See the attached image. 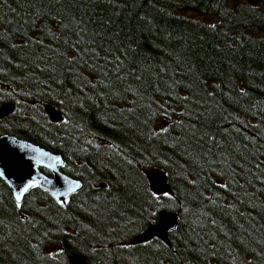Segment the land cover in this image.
Instances as JSON below:
<instances>
[{
	"label": "trees",
	"instance_id": "obj_1",
	"mask_svg": "<svg viewBox=\"0 0 264 264\" xmlns=\"http://www.w3.org/2000/svg\"><path fill=\"white\" fill-rule=\"evenodd\" d=\"M254 1L0 0V106H14L0 135L81 182L66 203L36 186L17 207L0 178V264H264ZM156 168L171 194L151 191ZM161 211L178 217L170 246L133 243Z\"/></svg>",
	"mask_w": 264,
	"mask_h": 264
},
{
	"label": "water",
	"instance_id": "obj_2",
	"mask_svg": "<svg viewBox=\"0 0 264 264\" xmlns=\"http://www.w3.org/2000/svg\"><path fill=\"white\" fill-rule=\"evenodd\" d=\"M248 2L253 5L257 4L254 0H248ZM13 109L14 106L10 103L1 105L0 120L8 116ZM45 110L52 122L56 123L62 120V116L52 106L46 105ZM40 153H46L47 155L41 156ZM37 157H39V163ZM62 163L63 160L59 154L13 135H0V178L11 190L15 201L20 191L33 180H35L38 187L46 190L54 199L59 201L67 199L71 193L81 187V182L63 173L60 170ZM39 168L49 170L52 175L43 174ZM146 177L153 193L157 195L172 193L166 175L159 169L147 170ZM69 184H79V187L73 192H68ZM25 194L26 192L21 196L19 203ZM177 220L176 213L159 212L156 221L136 235L133 238V243H144L158 238L170 246L169 234L176 229ZM68 264H87V261L70 256Z\"/></svg>",
	"mask_w": 264,
	"mask_h": 264
},
{
	"label": "snow or ice",
	"instance_id": "obj_3",
	"mask_svg": "<svg viewBox=\"0 0 264 264\" xmlns=\"http://www.w3.org/2000/svg\"><path fill=\"white\" fill-rule=\"evenodd\" d=\"M164 130L166 131L167 129H164ZM40 155L43 156V155H47V154L46 153H40ZM37 162L39 163V157H37ZM36 186H37V184H36L35 180H33L32 182H30L28 185H26L20 191V193L16 196L17 207H20L19 201H20V198L23 195V193L24 192H27L29 188L36 187ZM78 187H79V184H69L68 192H73ZM62 195H65L66 196V194H64V193H62ZM57 202L60 203L59 200ZM66 202H67V200L65 199L64 203H66Z\"/></svg>",
	"mask_w": 264,
	"mask_h": 264
},
{
	"label": "rangeland",
	"instance_id": "obj_4",
	"mask_svg": "<svg viewBox=\"0 0 264 264\" xmlns=\"http://www.w3.org/2000/svg\"><path fill=\"white\" fill-rule=\"evenodd\" d=\"M196 16H198L199 18H203L204 20H207V21L213 20L211 17H207V16H199V15H196ZM262 35H264V33H262Z\"/></svg>",
	"mask_w": 264,
	"mask_h": 264
},
{
	"label": "bare ground",
	"instance_id": "obj_5",
	"mask_svg": "<svg viewBox=\"0 0 264 264\" xmlns=\"http://www.w3.org/2000/svg\"><path fill=\"white\" fill-rule=\"evenodd\" d=\"M11 104V103H10ZM45 107V106H44Z\"/></svg>",
	"mask_w": 264,
	"mask_h": 264
},
{
	"label": "flooded vegetation",
	"instance_id": "obj_6",
	"mask_svg": "<svg viewBox=\"0 0 264 264\" xmlns=\"http://www.w3.org/2000/svg\"><path fill=\"white\" fill-rule=\"evenodd\" d=\"M247 2H248V0H247Z\"/></svg>",
	"mask_w": 264,
	"mask_h": 264
}]
</instances>
